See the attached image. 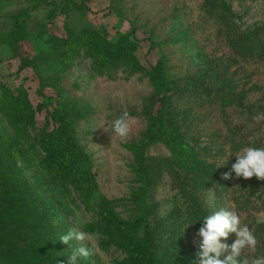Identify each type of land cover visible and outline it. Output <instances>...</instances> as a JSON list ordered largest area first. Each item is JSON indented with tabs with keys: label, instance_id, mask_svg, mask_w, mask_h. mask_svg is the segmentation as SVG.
Masks as SVG:
<instances>
[{
	"label": "rangeland",
	"instance_id": "1",
	"mask_svg": "<svg viewBox=\"0 0 264 264\" xmlns=\"http://www.w3.org/2000/svg\"><path fill=\"white\" fill-rule=\"evenodd\" d=\"M74 1L91 12L73 9L64 16L59 9L50 20L54 4L65 0H0V82L15 94L27 92L36 112L35 125L22 139L0 107V150L15 141L24 145L18 161L22 176L38 197H54L57 204L47 222L29 219L32 210L25 202L0 212L5 225L2 230L0 224V264H68L72 249L59 241L68 230L86 232L94 247L82 264L125 261L120 248L105 245L107 238L90 228L104 209L125 223L143 220L141 236L179 210L184 237L196 253L203 226L196 220L222 208L235 210L257 237L255 251L244 255H264V180L236 179V157H228L244 146H264V0ZM20 12H25L20 22L27 39L14 51L1 39L14 29L12 17ZM97 33L113 43L123 35L136 40L139 70L122 67L100 74L83 49L75 53L64 43L69 37L88 39L83 48ZM26 59L33 67L19 72ZM160 60L168 80L181 88L165 107L150 78ZM161 110L176 126L164 132L170 140L135 149L148 136L149 113ZM62 113L73 114L74 138L90 160L84 168L91 173L89 189L86 180L61 182L44 162L42 135L56 130L52 114ZM125 114L130 131L121 138L111 125ZM175 135L221 171L219 179L193 180L177 155ZM229 172L232 178L224 179ZM235 239L232 233L222 242L230 245Z\"/></svg>",
	"mask_w": 264,
	"mask_h": 264
},
{
	"label": "trees",
	"instance_id": "2",
	"mask_svg": "<svg viewBox=\"0 0 264 264\" xmlns=\"http://www.w3.org/2000/svg\"><path fill=\"white\" fill-rule=\"evenodd\" d=\"M59 9L64 16H67L73 9L91 12V9L84 3L79 4L74 0H65L62 6L54 4V8L48 13L47 18L53 20ZM24 16L25 12L14 15L12 17L16 22L14 29L3 35L1 39L3 45L14 51L27 39L26 28L20 22V19ZM68 33H70V30H68ZM130 38L129 35H123L117 42L113 43L97 33L94 40H91L83 48L82 43L84 41L86 43L88 39L75 42L72 37H69L67 43H64L69 44L70 49L73 47L72 52L75 53L83 49L88 56L94 59V69L100 74H104L119 70L122 67H130L134 71L139 70L135 60L136 40L130 41ZM30 67H33V62L26 59L20 65L18 71L22 72ZM223 74L225 75L226 72ZM150 78L158 93L157 101L164 107L169 104L171 96L181 90L179 86L173 85L166 77L163 60L152 67ZM221 81L223 86L228 87L227 80L222 79ZM232 93L236 97L237 94L234 90H232ZM238 95L244 98L242 93ZM0 107H2L3 113L16 130L18 138H25L28 133L27 128L34 126L36 122V112L30 102L28 93L19 92L15 94L0 82ZM79 114L81 112L76 115ZM72 117L73 114L69 113L52 114L53 121L59 126L56 130L42 135L43 139L40 142V147L45 155L44 162L58 173V179L61 182L78 185L79 182L86 183V180L87 189H89L93 185L91 173L84 171V168L90 166V160L81 151L74 138ZM148 118V136L143 141L142 146H135L137 150L157 144L164 139L170 140L164 136V132L169 127L176 129L173 123L166 120L162 110L155 115L149 113ZM0 136L4 138L3 135ZM172 141L177 155L185 163V170L196 182L203 184L214 182L223 174L221 171L214 170L205 161L197 158L195 152H192V149L180 137L175 135V139H172ZM22 148H24V145L15 141L0 150V212L8 204L18 206L19 203L25 202L30 204L32 210V213H27L29 219L47 222L49 215L57 208L56 199L51 197L45 200L43 197H38L37 193L32 190V186L22 176V170L18 165V161L22 159L23 155ZM29 148L33 150L30 145ZM190 154H193L195 159H190ZM87 202L89 203L88 196ZM180 214L179 210L174 212V216L162 221L160 227L154 229L153 232L145 229L141 236L140 231L143 220H136L134 224L125 223L119 220L111 211L104 209L96 221L90 225V228L93 232L107 238L105 245L114 244L128 256L125 261L119 264H197L198 253L194 251L184 237L182 229L184 222ZM2 219L3 217L0 214V224H2ZM2 230H5L4 224H2ZM164 232H169V236L165 238Z\"/></svg>",
	"mask_w": 264,
	"mask_h": 264
},
{
	"label": "clouds",
	"instance_id": "3",
	"mask_svg": "<svg viewBox=\"0 0 264 264\" xmlns=\"http://www.w3.org/2000/svg\"><path fill=\"white\" fill-rule=\"evenodd\" d=\"M126 115L116 119L111 125L112 132L121 138L126 137L130 131ZM261 118L259 115L256 117L257 120ZM230 156L236 157L232 164L236 179L247 180L255 176L258 180H264V146H244L235 154L228 153V157ZM231 178V172L224 174V179ZM200 221L203 226L198 232L202 237L198 264H264V255H256L251 259L244 255L245 250L255 251L257 237L248 224L242 222L237 211L222 208L196 220ZM232 233L236 236L234 242L230 245L223 243L222 240L226 241ZM59 241L72 249L68 264H82L94 255V247L84 231L68 230L59 237Z\"/></svg>",
	"mask_w": 264,
	"mask_h": 264
}]
</instances>
